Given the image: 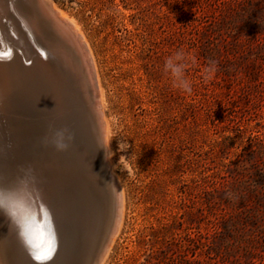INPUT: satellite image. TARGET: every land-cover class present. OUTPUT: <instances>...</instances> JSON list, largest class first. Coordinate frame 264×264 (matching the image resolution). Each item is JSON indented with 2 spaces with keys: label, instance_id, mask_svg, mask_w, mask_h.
Segmentation results:
<instances>
[{
  "label": "rangeland",
  "instance_id": "rangeland-1",
  "mask_svg": "<svg viewBox=\"0 0 264 264\" xmlns=\"http://www.w3.org/2000/svg\"><path fill=\"white\" fill-rule=\"evenodd\" d=\"M47 1L102 90L123 208L103 264H264V0ZM178 51L190 93L164 70Z\"/></svg>",
  "mask_w": 264,
  "mask_h": 264
},
{
  "label": "bare ground",
  "instance_id": "bare-ground-1",
  "mask_svg": "<svg viewBox=\"0 0 264 264\" xmlns=\"http://www.w3.org/2000/svg\"><path fill=\"white\" fill-rule=\"evenodd\" d=\"M58 13L62 19H67L62 12ZM68 22L92 53L74 21L68 19ZM3 43L0 39V54H4ZM15 44L24 47L25 57L28 56L21 39L17 38ZM87 85L89 121L80 128L67 151L57 152L51 144L38 146L33 140L24 141L27 150L23 149L22 154L31 163V174L41 183L35 204L26 188V171L15 170L8 164L0 165V200L8 218V222L0 218V264H71L76 248L84 255L80 264H103L121 222L122 194L106 161L105 135L109 128L106 120H103L104 128L100 120L101 86H98L99 110ZM1 151L0 148V157ZM99 180L104 185L107 183L104 190L109 199V215L105 225ZM12 245L18 249H13ZM41 253H50L49 259L37 261L34 257Z\"/></svg>",
  "mask_w": 264,
  "mask_h": 264
},
{
  "label": "water",
  "instance_id": "water-1",
  "mask_svg": "<svg viewBox=\"0 0 264 264\" xmlns=\"http://www.w3.org/2000/svg\"><path fill=\"white\" fill-rule=\"evenodd\" d=\"M17 38L28 56L15 44ZM0 39V165L26 171V188L35 204L41 183L25 160L24 141L45 136L50 125L66 127L76 137L89 121L87 84L99 109L97 82L87 46L47 0H0ZM99 184L101 205L105 185ZM4 211L0 200V218L8 222Z\"/></svg>",
  "mask_w": 264,
  "mask_h": 264
},
{
  "label": "clouds",
  "instance_id": "clouds-1",
  "mask_svg": "<svg viewBox=\"0 0 264 264\" xmlns=\"http://www.w3.org/2000/svg\"><path fill=\"white\" fill-rule=\"evenodd\" d=\"M183 61L184 53L182 51H178L173 56H169L166 58L164 70L173 77L176 87L190 93L192 91V88L190 82L186 79V64ZM216 70V62L209 61L207 67L205 68V73L212 74ZM74 139V134L68 128H54L52 125H50L49 133L43 137L42 143L46 146L51 144V146H53L57 152H65L69 149ZM109 144L110 142L108 143V146ZM120 149L125 150L126 148H123L121 144ZM121 161L127 162L128 159H125L123 156H121L119 163H121ZM226 195L229 198H231L232 196L231 193H227Z\"/></svg>",
  "mask_w": 264,
  "mask_h": 264
},
{
  "label": "snow or ice",
  "instance_id": "snow-or-ice-1",
  "mask_svg": "<svg viewBox=\"0 0 264 264\" xmlns=\"http://www.w3.org/2000/svg\"><path fill=\"white\" fill-rule=\"evenodd\" d=\"M49 257H50V253H48V254L41 253V254H37L34 258L37 261H46L49 259Z\"/></svg>",
  "mask_w": 264,
  "mask_h": 264
}]
</instances>
